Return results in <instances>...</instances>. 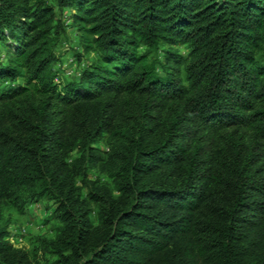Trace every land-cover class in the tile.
<instances>
[{"label": "trees", "instance_id": "1", "mask_svg": "<svg viewBox=\"0 0 264 264\" xmlns=\"http://www.w3.org/2000/svg\"><path fill=\"white\" fill-rule=\"evenodd\" d=\"M0 46V264H264V0H0Z\"/></svg>", "mask_w": 264, "mask_h": 264}, {"label": "rangeland", "instance_id": "2", "mask_svg": "<svg viewBox=\"0 0 264 264\" xmlns=\"http://www.w3.org/2000/svg\"><path fill=\"white\" fill-rule=\"evenodd\" d=\"M51 2L55 3V0H51ZM65 12V16H67L68 11ZM181 50L185 51L183 47H181ZM60 52L62 58L55 64V70L60 74L59 77L64 79L78 77L80 70L86 66L88 59L92 57V55H86L81 48L78 32L74 28H69L67 34L64 35ZM6 54V49L0 46V57L2 60H5ZM97 146L107 151L108 146L105 140L97 144ZM77 156L78 153L75 152L72 158L74 159ZM88 175L90 179H99L112 183L109 175L102 172L98 166L91 168ZM83 192L86 194L85 189H83ZM54 209V201L48 199H43L31 205L24 214H18L15 210L6 209L4 213L7 219L10 220L11 243L17 248L31 249L37 237H52L53 228L55 223H57V219L54 217ZM92 218L94 221L97 220L95 213L92 214ZM40 259L42 264H53L56 258L41 254Z\"/></svg>", "mask_w": 264, "mask_h": 264}]
</instances>
